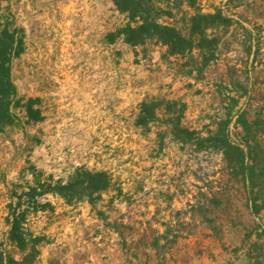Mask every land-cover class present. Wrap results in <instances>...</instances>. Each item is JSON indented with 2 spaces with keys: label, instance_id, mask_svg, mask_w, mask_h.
Listing matches in <instances>:
<instances>
[{
  "label": "rangeland",
  "instance_id": "rangeland-1",
  "mask_svg": "<svg viewBox=\"0 0 264 264\" xmlns=\"http://www.w3.org/2000/svg\"><path fill=\"white\" fill-rule=\"evenodd\" d=\"M155 2L183 54L124 43L111 0H0L23 33L0 125L2 264H264V0ZM77 169L108 189L42 194Z\"/></svg>",
  "mask_w": 264,
  "mask_h": 264
},
{
  "label": "trees",
  "instance_id": "trees-1",
  "mask_svg": "<svg viewBox=\"0 0 264 264\" xmlns=\"http://www.w3.org/2000/svg\"><path fill=\"white\" fill-rule=\"evenodd\" d=\"M114 8L126 18V23L118 33L124 43L131 46H142L148 41L161 44L171 54L181 55L191 48V39L173 25L161 22V8L155 0H111ZM23 49V33L21 28L13 22L5 21L0 24V125H9L13 122L16 88L11 78V61L18 57ZM26 112H32L28 106ZM37 120V119H33ZM250 167L243 166L242 174L245 183L251 178ZM110 179L104 172H94L77 169L71 179L66 183L55 182L43 190L42 194H57L67 201L75 199L94 200L95 194L108 189ZM263 197V196H262ZM251 209L257 214L255 200L251 199ZM19 221L14 218L10 235L12 240L20 247H25L24 239L18 235ZM264 227V225H263ZM0 259V264H2Z\"/></svg>",
  "mask_w": 264,
  "mask_h": 264
}]
</instances>
